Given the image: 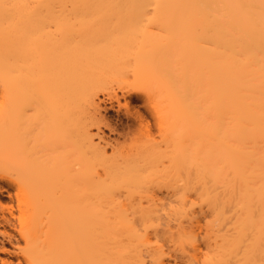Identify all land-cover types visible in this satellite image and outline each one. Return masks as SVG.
Returning <instances> with one entry per match:
<instances>
[{
    "label": "bare ground",
    "instance_id": "6f19581e",
    "mask_svg": "<svg viewBox=\"0 0 264 264\" xmlns=\"http://www.w3.org/2000/svg\"><path fill=\"white\" fill-rule=\"evenodd\" d=\"M0 79L44 141L31 264H264V0H0ZM118 91L157 137L105 139Z\"/></svg>",
    "mask_w": 264,
    "mask_h": 264
},
{
    "label": "rangeland",
    "instance_id": "374dc122",
    "mask_svg": "<svg viewBox=\"0 0 264 264\" xmlns=\"http://www.w3.org/2000/svg\"><path fill=\"white\" fill-rule=\"evenodd\" d=\"M1 87L0 79V116L5 109L9 110L8 107L11 103V96L2 95ZM117 96L118 98H110L100 95V113L102 115L100 125L105 139L117 147L129 149L142 145L146 137H157L158 129L154 115L143 102L142 96L135 92L122 94L121 91H118ZM136 110L145 117L146 135L139 134L137 119L133 114ZM11 112L8 111V113ZM9 116H6L9 120L5 118L7 123H5L6 120L4 122L0 120V186L5 189L0 192V203L2 202V206H0V230L7 233V235L0 234V264H31L34 247L43 246V243L39 238L30 239L21 235L20 231H24L26 228V222L23 218L27 215L21 200L36 189L38 190L43 184L35 171L40 172L41 170L45 147L43 137L41 135L37 137L38 134L36 136L35 131L32 134L34 136H30L31 133L28 136L32 126L29 129L27 126L30 124L27 125V121L24 120L29 115L24 116L25 119L22 117L23 121L22 118L20 119L21 116L17 114L11 113ZM28 118L30 123L32 119L34 120L33 116L32 119L30 116ZM21 121L26 123L23 124ZM17 123H21V126L24 125L29 129L27 130L25 127V132H28L26 135H23L21 131L25 130L24 126L19 127L20 125ZM53 144V140H51V145L53 146ZM18 161H20L19 167L12 169L11 163ZM25 171L28 173L30 171V174H33L32 188L26 185L24 187V184L21 183Z\"/></svg>",
    "mask_w": 264,
    "mask_h": 264
}]
</instances>
